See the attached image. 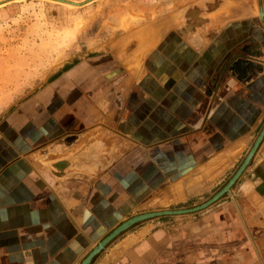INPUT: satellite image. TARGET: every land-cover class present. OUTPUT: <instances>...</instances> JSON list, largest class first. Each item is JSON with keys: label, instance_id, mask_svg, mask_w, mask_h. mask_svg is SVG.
<instances>
[{"label": "crops", "instance_id": "1", "mask_svg": "<svg viewBox=\"0 0 264 264\" xmlns=\"http://www.w3.org/2000/svg\"><path fill=\"white\" fill-rule=\"evenodd\" d=\"M141 8L120 50L76 58L9 118L0 264H82L124 222L220 185L262 131L264 0ZM91 264H264V140L217 203L139 223Z\"/></svg>", "mask_w": 264, "mask_h": 264}, {"label": "rangeland", "instance_id": "2", "mask_svg": "<svg viewBox=\"0 0 264 264\" xmlns=\"http://www.w3.org/2000/svg\"><path fill=\"white\" fill-rule=\"evenodd\" d=\"M62 1L81 4L0 0V139L11 128H6L11 115L62 75L76 58L120 50L145 21L141 6L155 0ZM251 148L224 182L169 210L191 209L210 200L234 176Z\"/></svg>", "mask_w": 264, "mask_h": 264}, {"label": "water", "instance_id": "3", "mask_svg": "<svg viewBox=\"0 0 264 264\" xmlns=\"http://www.w3.org/2000/svg\"><path fill=\"white\" fill-rule=\"evenodd\" d=\"M59 3H64V4H73L75 6H78L77 4L71 3V2H66V1H57ZM264 140V127L262 131L260 132L259 136L257 137L253 147L249 151L248 155L244 159L243 163L237 170V172L234 174V176L229 180V182L222 188L215 196H213L210 200L205 202L204 204L191 208V209H185V210H167V211H162V212H153V213H147V214H142L139 216H136L126 222H124L121 226H119L117 229H115L110 235H108L102 242L98 244V246L87 256V258L82 262V264H91L93 259L100 254L103 250L106 249V247L117 237L122 235L124 232H126L128 229L131 227L145 222L147 220L155 219V218H160L164 216H182V215H189V214H194L201 212L203 210L208 209L215 203H217L220 199H222L224 196L229 194L231 192V189L235 186V184L238 182L240 177L243 175L245 170L248 168L250 165L251 161L253 160L254 156L256 155L258 149L260 148L262 142ZM69 141V140H68ZM68 141H60L51 146L48 150H46V153H49L53 151L56 147H60L62 145H65L68 143ZM44 152V153H45ZM66 167V164L64 165ZM53 174L56 176V178L62 179L64 176L62 174Z\"/></svg>", "mask_w": 264, "mask_h": 264}, {"label": "bare ground", "instance_id": "4", "mask_svg": "<svg viewBox=\"0 0 264 264\" xmlns=\"http://www.w3.org/2000/svg\"><path fill=\"white\" fill-rule=\"evenodd\" d=\"M54 1H59V0H54ZM62 1V0H61ZM68 2H71V3H74V4H81V3H77V2H72V1H68ZM71 6L73 5V4H70ZM73 6H75V5H73Z\"/></svg>", "mask_w": 264, "mask_h": 264}]
</instances>
